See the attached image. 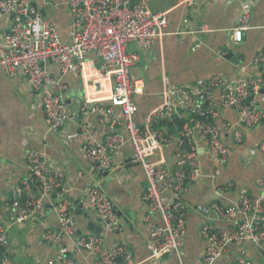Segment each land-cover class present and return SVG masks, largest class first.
I'll list each match as a JSON object with an SVG mask.
<instances>
[{"label": "built area", "instance_id": "2783aa9c", "mask_svg": "<svg viewBox=\"0 0 264 264\" xmlns=\"http://www.w3.org/2000/svg\"><path fill=\"white\" fill-rule=\"evenodd\" d=\"M236 1L240 10L231 29V45L240 43L251 27L256 3V0ZM181 2L195 8L202 0ZM68 9L70 24L64 38L35 0H0V20L15 15L0 30V68L9 78L24 77L34 98L33 106L42 109L48 129L67 139L70 135L66 127L73 118L71 106L65 99L67 83L60 76L51 75L47 66L56 67L62 75L79 78L87 55L93 54L99 63L98 73L112 81V93L108 105L86 97L78 102V114L94 116L95 121L106 125L107 129L101 141L85 139L80 146L81 155L95 168L109 170L112 166L109 153L121 154L124 145L129 146L132 160L142 166L147 180L142 195L144 219L148 221L157 213L162 220L152 228L146 242L150 258L158 259L179 251L187 232L186 202L182 195L202 176L199 141L205 142L207 153L216 164L215 174H219L231 154L224 133L231 130L237 143L243 139L241 132H233L235 125L206 122L202 117L216 119L221 108L234 107L238 125L250 129L260 123L263 114L258 102L264 99V47L253 59L258 71L256 76L213 75L193 88L173 86L168 76L163 75L165 100L150 109L144 125H140L135 120L136 97L143 92L144 81L132 75V67L140 60V53L150 51L155 39L166 33L168 13L153 12L144 0H69ZM129 43L135 45V51H127ZM218 53L226 54L223 49ZM214 88L221 90L219 102L213 100L211 89ZM206 101L210 106L208 116L203 108ZM185 117L183 125L172 132L157 127L162 121L175 125ZM170 143L175 145L171 161L164 164L152 161V157ZM183 143L187 144V149L181 148ZM250 152L264 153V139ZM26 170V176L14 187L11 201L6 203L7 215L0 219V264H13L7 243L8 229L43 219L52 193H61L64 197L52 205L60 231L47 229L44 232L45 240L57 250L55 258L47 264H76L62 244V235L72 236L74 248L91 257L89 264H132L131 253L124 243L109 247L104 243L103 230L100 234L80 230L74 205L65 197L68 187L64 175L59 168L48 165L41 152L28 151ZM231 187L232 183L226 182L223 188ZM81 202L85 210L91 209L101 218L103 229L118 227L119 217L101 186H89ZM195 209L205 217L200 234L206 244L199 264H215L232 244L241 246L240 264L249 263L244 260L249 246L264 251V195L254 197L241 191L229 204L214 201L198 204ZM239 215L242 219H238ZM209 217L232 221V224L217 227L207 220Z\"/></svg>", "mask_w": 264, "mask_h": 264}, {"label": "crops", "instance_id": "0c3cea01", "mask_svg": "<svg viewBox=\"0 0 264 264\" xmlns=\"http://www.w3.org/2000/svg\"><path fill=\"white\" fill-rule=\"evenodd\" d=\"M35 1L66 38L70 24L69 0H53L51 4H46L48 0ZM144 1L153 12L168 13V26L166 33L155 39L150 51L139 52L140 60L132 67V75L144 81V90L136 97L135 120L140 125H144L149 110L165 100L163 75L168 76L173 86L188 85L194 88L213 75L234 78L258 74L253 59L264 47V0H256L251 27L244 33L242 41L233 45L231 29L240 10L236 0H202L201 5L195 8L183 4L181 0ZM12 19V16L3 17L0 20V30ZM219 49L225 50V53L233 51L238 63L225 58V54L219 55ZM135 50L133 43L127 45L128 52ZM98 66L92 53L83 62L79 78L62 75L56 67L47 66L51 75L60 76L67 83L65 99L73 112V118L66 127L70 135L67 139L48 129L42 109L33 106L34 98L24 77L9 78L0 68V219L8 213L6 203L11 201L14 187L27 174L28 151L37 150L42 153V158L48 165L62 171L68 187L65 197L74 205V215L81 231H90L86 225L89 220L96 221L98 215L93 210L86 209L88 217L84 218L77 213V203L83 200L84 192L89 186L99 185L105 190L119 217L116 229H103L105 245L112 247L124 243L131 253L132 264H199L206 244L200 234V226L205 217L197 212L195 206L214 201L229 204L241 191L254 197L264 195V153L250 152L264 139V99L258 102L263 114L261 121L250 129L238 125L234 107L220 109V116L214 122L235 125L233 132H241L243 139L237 143L232 138L231 130L224 133L225 142L231 147V154L219 174H215L216 164L208 155L205 142L199 141L198 161L202 176L182 195L186 202L187 219L184 244L179 251L151 259L146 242L152 228L160 225L162 220L157 213L152 214L148 221L144 219L146 210L142 195L146 190L147 180L142 166L132 160L130 147L124 145L121 154L109 153L112 166L106 176L97 175L95 167L80 152L85 139L101 141L107 130L106 125L95 121L94 116L78 114L76 111L78 102L83 97L101 105L109 104L112 81L98 73ZM211 93L213 100L219 102L221 90L214 88ZM185 120L186 117L180 118L176 125L181 121L183 125ZM85 125L91 127L86 128ZM172 125L174 124L160 123L157 127L172 132L176 130V126ZM174 150V143L167 144L152 157V161H157L158 164L170 162ZM226 182H231L232 187L224 189ZM62 197L61 193L50 195L43 219H33L8 229L7 243L13 264H47L55 258L56 247L45 240L44 232L47 229L60 231L52 205L59 203ZM238 219H242V216L239 215ZM207 220L217 227H229L232 224V221L212 217ZM96 225L100 223L96 221ZM62 244L76 264L90 263L91 257L86 252L74 248L72 236L62 235ZM240 247L232 244L215 264H240ZM244 260L248 264H264L263 251L251 245Z\"/></svg>", "mask_w": 264, "mask_h": 264}, {"label": "water", "instance_id": "95a60500", "mask_svg": "<svg viewBox=\"0 0 264 264\" xmlns=\"http://www.w3.org/2000/svg\"><path fill=\"white\" fill-rule=\"evenodd\" d=\"M14 16H15V15H12V17H14ZM224 57L227 58V59H229V60H231L233 63H236V64L238 63V59H237V57L234 55L233 51H228V52L224 55ZM95 171H96V174H97V175H103V176H106V175L108 174V171H109V170H101V169H97V168H95ZM76 203H77V202H76ZM77 205H78L77 213H78L79 215H82L84 218L88 217V213H87V211L84 209V207H83V203H82V202H78ZM114 210H115V212H117L116 209H115V207H114ZM96 221H97L98 223H100V225H96ZM96 221H94V220H89L88 223H87V225H86V228H87L88 230L92 231V232H95V233H97V234H100V233L102 232V230H103L102 225H101L102 220H101L100 217H97ZM263 254H264V251H263Z\"/></svg>", "mask_w": 264, "mask_h": 264}, {"label": "trees", "instance_id": "16d2710c", "mask_svg": "<svg viewBox=\"0 0 264 264\" xmlns=\"http://www.w3.org/2000/svg\"><path fill=\"white\" fill-rule=\"evenodd\" d=\"M203 108H204V111L207 113V116H208V112H209V108H210V106H209V102H208V101L204 102ZM200 118H201V117H200ZM202 118H203V120L206 121V122H207V121L214 122V119L211 118V117H205V116H203ZM161 123L163 124V123H166V122H165V121H162ZM181 123H182V121H181ZM181 123H177V125L175 124V125H172V126H173V127L176 126V128H180ZM181 148H183V149H187V144H186V143H183V144L181 145Z\"/></svg>", "mask_w": 264, "mask_h": 264}]
</instances>
